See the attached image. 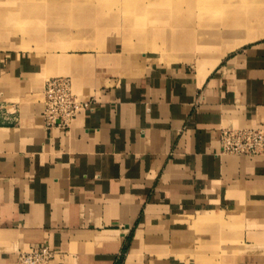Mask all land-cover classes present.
<instances>
[{
  "label": "crops",
  "instance_id": "0c3cea01",
  "mask_svg": "<svg viewBox=\"0 0 264 264\" xmlns=\"http://www.w3.org/2000/svg\"><path fill=\"white\" fill-rule=\"evenodd\" d=\"M12 45V46H9ZM0 27V264H264V154L221 151L264 127V37L208 68L108 47L38 53ZM94 97L48 126L47 79Z\"/></svg>",
  "mask_w": 264,
  "mask_h": 264
},
{
  "label": "rangeland",
  "instance_id": "374dc122",
  "mask_svg": "<svg viewBox=\"0 0 264 264\" xmlns=\"http://www.w3.org/2000/svg\"><path fill=\"white\" fill-rule=\"evenodd\" d=\"M263 12L264 0H0V27L17 40L13 47L28 51L102 49L115 43L123 52L188 61L208 70L231 51L264 37H245L250 28L264 27ZM231 17L250 27L238 39L213 34V27L224 30L222 20Z\"/></svg>",
  "mask_w": 264,
  "mask_h": 264
},
{
  "label": "built area",
  "instance_id": "2783aa9c",
  "mask_svg": "<svg viewBox=\"0 0 264 264\" xmlns=\"http://www.w3.org/2000/svg\"><path fill=\"white\" fill-rule=\"evenodd\" d=\"M94 97L82 98L73 86L70 75L58 74L47 79L43 89V115L48 126L69 127L73 117L82 109L90 107ZM0 110H8L0 103ZM219 139L221 151L264 154V127L224 126ZM56 251L47 243L30 249H20L16 254V264H49Z\"/></svg>",
  "mask_w": 264,
  "mask_h": 264
},
{
  "label": "bare ground",
  "instance_id": "6f19581e",
  "mask_svg": "<svg viewBox=\"0 0 264 264\" xmlns=\"http://www.w3.org/2000/svg\"><path fill=\"white\" fill-rule=\"evenodd\" d=\"M224 1V0H223ZM230 1V0H229ZM233 2V1H232ZM223 3V2H222ZM229 3V2H228ZM250 5V3H248ZM253 5V4H252ZM255 5V4H254ZM253 5V6H254ZM257 6V5H256ZM252 7V6H251ZM227 8V7H225ZM148 9V8H147ZM235 11V10H234ZM249 11V10H248ZM170 12V11H169ZM236 12V11H235ZM163 13V12H162ZM165 13V12H164ZM163 13V14H164ZM264 13V12H263ZM252 14V13H251ZM244 19V18H243ZM147 20V19H146ZM261 24L264 26V17H262L261 19ZM246 21V20H245ZM243 21V22H245ZM148 22V21H147ZM222 22H224L226 25H225V28L224 30H217L216 28H212V31H213V34L215 33H226L228 35H230L231 38H233L232 36L235 35V38L238 39L241 33L242 30H244L245 28H249L250 26H246L247 24L244 23L242 24L243 22L240 20V17H235V18H227L225 20H222ZM246 27H245V26ZM209 29H210V26L209 25H206ZM213 26V25H212ZM211 26V27H212ZM260 28V27H259ZM159 29V28H158ZM248 30V29H246ZM159 31V30H158ZM218 31V32H217ZM261 34H264V27H261L260 30H255L254 28H250L248 33L245 35L246 38H251V37H254V36H257V35H261ZM154 35V34H153ZM216 35V34H215ZM160 37V36H159ZM215 37V36H214ZM154 38V37H153ZM233 38V39H235ZM155 39V38H154ZM164 39V38H163ZM158 43V42H157ZM162 48V47H161ZM164 48V47H163ZM216 60V59H215Z\"/></svg>",
  "mask_w": 264,
  "mask_h": 264
}]
</instances>
